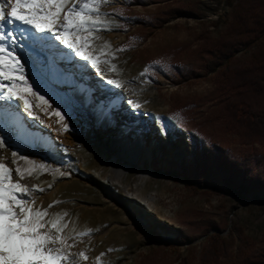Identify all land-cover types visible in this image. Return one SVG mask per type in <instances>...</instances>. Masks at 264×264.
I'll use <instances>...</instances> for the list:
<instances>
[{
	"label": "rangeland",
	"instance_id": "obj_1",
	"mask_svg": "<svg viewBox=\"0 0 264 264\" xmlns=\"http://www.w3.org/2000/svg\"><path fill=\"white\" fill-rule=\"evenodd\" d=\"M236 7L264 15V0H108L102 4L101 15L111 21L110 30L99 32L94 48L100 55L107 44L104 55L115 53V70L109 72L111 65H100L109 79L124 85L112 87L121 90L145 78L151 83L135 95L139 109L152 117L155 146L151 159L147 155L135 163L124 159L132 125L119 122L121 115L116 114L105 121L109 108L98 102L110 85L88 62L80 64L91 67L86 78L78 77L81 66L62 62L64 73H72L74 78L59 81L66 91L81 86L98 92L78 106L68 123L71 132L92 139L86 147L67 150L63 138L58 139L40 122L31 125L22 106L17 110L19 130L10 133L8 141L12 150L28 158L19 161L22 169L27 171L33 163L48 167L47 171L34 170L23 181L30 188L38 185L46 189L37 191L33 207L47 208L58 201L49 209V218L67 213L62 221L67 222L65 236L92 230L69 249L74 264H201L207 235L213 233H220L226 242L228 264L239 255L244 257L242 264H264V175L260 173L264 152L258 145H242L223 123L214 120L213 112L222 103L220 71H208L204 62L211 43L228 30ZM260 41L240 46L234 63H247ZM56 46L61 53L67 51L59 42ZM121 48L124 50L117 51ZM22 62L28 64L24 58ZM34 67L32 78L27 74L29 68L25 67V73L45 94L47 87ZM146 68L147 73L141 76ZM31 99L34 104L41 103ZM40 108L49 109L50 114L54 110L44 105L34 107V113ZM23 116L28 119L24 128L28 135L40 139L35 146L21 137ZM35 125L41 128L42 138L41 133L34 134ZM160 134L169 139L161 140ZM133 141L139 146L132 150L139 153L142 142ZM173 146L180 151L179 158ZM10 158L5 150V160ZM125 166L130 169L118 180L115 170ZM149 172L152 176L146 179ZM250 174L255 180L247 181L241 197L228 193ZM200 179L221 191L197 190ZM152 197L156 198L154 208L146 205ZM80 251L87 260L77 255ZM101 252L106 255L97 262Z\"/></svg>",
	"mask_w": 264,
	"mask_h": 264
},
{
	"label": "snow or ice",
	"instance_id": "obj_2",
	"mask_svg": "<svg viewBox=\"0 0 264 264\" xmlns=\"http://www.w3.org/2000/svg\"><path fill=\"white\" fill-rule=\"evenodd\" d=\"M106 3L108 0H0V264H74L75 257L69 249L77 239L92 233L88 229L73 236L63 235L67 222L62 221L67 213H55L49 218V209L58 201L47 208L33 207L34 193L46 189L38 185L30 188L23 181L34 170L47 171L48 167L33 163L27 171L23 170L19 161L28 158L12 150L8 135L19 130L17 110L21 105L29 117L44 123L33 111L40 104H34L31 98L51 107L50 98H45L47 94H41L35 88V81L26 75L18 49L34 51L42 72L63 74L66 70L61 68V63H70L56 42L74 57L88 62L97 73L105 74L101 64L111 65L109 72L116 69L112 63L115 53L104 55L109 45L103 46L100 55L94 48L99 32L110 30L111 21L101 15V6ZM147 71L146 68L141 76ZM107 83L116 88L124 86L118 79H108ZM128 103L136 109L141 107L135 101ZM50 115H55L58 122L65 121L66 114L61 113L58 105ZM62 128L67 131V123H62ZM5 150L10 152V159L5 160ZM77 255L88 259L84 251ZM105 255L101 252L96 261Z\"/></svg>",
	"mask_w": 264,
	"mask_h": 264
},
{
	"label": "trees",
	"instance_id": "obj_3",
	"mask_svg": "<svg viewBox=\"0 0 264 264\" xmlns=\"http://www.w3.org/2000/svg\"><path fill=\"white\" fill-rule=\"evenodd\" d=\"M258 38L261 41L250 60L235 64L233 60L238 48L242 45L250 47ZM207 54L204 60L206 69L214 73L220 71L222 103L213 112L214 120L223 123L227 132L237 136L242 145H258L264 152V15L236 7L228 30L211 43ZM262 163L260 173L264 175V160ZM254 180V175L250 174L238 186L230 187L228 193L241 197L247 181ZM195 187L197 190L221 191L218 186L201 179ZM207 238L201 264H228L229 250L220 233L209 234ZM241 256H235L233 264H242L244 257Z\"/></svg>",
	"mask_w": 264,
	"mask_h": 264
},
{
	"label": "bare ground",
	"instance_id": "obj_4",
	"mask_svg": "<svg viewBox=\"0 0 264 264\" xmlns=\"http://www.w3.org/2000/svg\"><path fill=\"white\" fill-rule=\"evenodd\" d=\"M19 54L22 55L25 61H28V64H26L25 62L23 63L25 64V67L29 68V71L27 72V74L31 78L33 77V73L31 72L32 71L31 69L35 68L34 65L40 71L38 75L41 77L40 78V80H42L41 83L47 87V90L45 92L50 95L49 102L53 104V106L51 107L55 109L56 106L58 105L61 113L66 114L65 121L58 122V118L55 115H50L49 109L48 111H45L44 109L40 108L39 109L40 111H37L35 115H38L40 119L44 121V123H41V125L43 124L44 127H47L53 132H55L56 136H58V139L63 138V142L66 143V147L68 148L67 150L69 151H75V150H79L80 148L86 147L87 144L91 143L92 139L90 138H88L87 140L83 139L81 136L71 132L69 130V126H68L67 131L63 130L62 123H67V125L69 122L71 123V118L75 115L78 106L83 104L85 100L90 98L91 94H94V95L98 94L96 89L92 87L91 90H86L83 87L81 88V86H78L76 87V89L66 91L59 86V81L60 80H62L63 82H66L68 80L72 81L74 78L72 73L71 74H68V73L58 74V73L42 72L40 70V65L36 63V57H35L34 51H30L28 48H24L23 50L19 49ZM61 54L63 56H66L68 60L70 61V63H65L67 66L77 65L80 67L81 66L80 64L81 63L84 64L85 62L78 57H74V54L70 50H67L65 53L62 52ZM31 62L34 65H29V63ZM73 68L74 67H71V69ZM81 68L83 70L79 71L78 77L84 78L86 74L89 72V70L91 69V67L83 65L81 66ZM100 76L104 77L106 81L110 78L108 74H103V75L100 74ZM137 85L136 83L135 84L130 83L129 85H127L121 90L116 89V88L114 89V87L110 85V88H107L109 92H106L103 95V97H101L100 102H98V103L107 104L109 108V112L107 116H105L106 122H109L112 119L109 117L110 115L116 114V115H121L120 118L122 120H119V122L123 121L124 123H129L132 125L133 131L127 137L128 138L127 144H126L125 149L123 150L122 155H124L125 160H128L133 163L137 162L139 158L141 161H143V158L146 155L151 159L153 155V148L155 146V139L152 136V125H153L152 117L148 114L144 115V113L140 109H136L128 103L129 100L131 101L136 100L137 96L135 95L138 94L140 90H145L147 88H150L151 83L149 82L148 79L145 78L139 81ZM101 94H103V92ZM36 102L40 103V101L37 99H36ZM40 106L43 107L44 105L40 103ZM31 119H32L31 125L35 123L38 124V122H40L39 120H36L33 117H31ZM27 121L28 119H26V117L24 116L20 118V126L22 130L21 137L25 138L24 140L26 143L29 142L30 144L35 146L38 144V141L40 139H38L37 137L32 138L31 136L28 135V133L30 132L24 129L28 125ZM33 129L37 130L34 132L35 135L38 134L37 132L41 133V131H39L41 128L38 125H35ZM39 135L41 137L42 133ZM163 137H166L167 139H169L168 135L164 136L163 134H160L159 138H161V140L163 139ZM135 138L139 139V141L142 142L141 144L142 146L140 145V147H138V149L140 150L139 153L137 151L132 150L134 146H139L133 141V139ZM173 148L175 150V154L179 158L180 156L178 153L180 151L175 146H173ZM18 153L20 154L19 151ZM117 161H118L117 157L113 159V168L116 167ZM21 162L22 161L20 160V163ZM129 169H130L129 166L119 167L118 169H116L115 173L117 174L118 180H120L122 176L128 172ZM151 176H152L151 172L147 173L146 176L144 175L146 179H149ZM109 182L112 183L113 186H115L113 183L114 182L113 178L110 177ZM36 195H37V192L34 193L35 200H36ZM155 202H156V198L152 197L150 201L146 202V205L149 206L150 208H154L156 204Z\"/></svg>",
	"mask_w": 264,
	"mask_h": 264
}]
</instances>
